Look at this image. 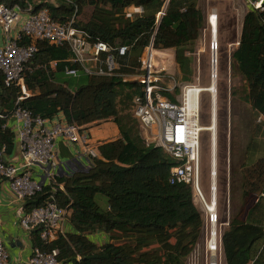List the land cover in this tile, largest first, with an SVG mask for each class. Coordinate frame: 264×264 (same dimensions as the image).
Returning <instances> with one entry per match:
<instances>
[{
    "label": "trees",
    "instance_id": "16d2710c",
    "mask_svg": "<svg viewBox=\"0 0 264 264\" xmlns=\"http://www.w3.org/2000/svg\"><path fill=\"white\" fill-rule=\"evenodd\" d=\"M0 3L20 7L31 4L35 10L49 9L50 17L61 24L73 21L86 32L90 45L104 43L109 47L100 53L102 61L111 56L116 63L109 74H88L85 67L72 61L67 45L37 43L25 80L31 96L21 102L22 107L34 117L60 118L82 130L113 122L119 138L99 143L98 156L90 159L87 170L58 176L63 189L54 191L51 185L45 186L25 200L27 211L54 200L71 212L64 235L46 243L36 228L30 232L32 246L58 250L60 264H187L203 237L202 213L194 203L191 186L171 182L176 161L161 147L144 141L131 113L132 101L142 95L143 85L129 78L144 74L140 59L144 50L153 46L156 50H175L182 83L193 81L192 55L206 27L199 0ZM130 7L141 8L142 13L127 17L125 11ZM27 43L25 39L21 44ZM123 47L127 49L122 54ZM232 67L245 79V100L255 120L264 119V1L261 8L251 5L244 17ZM102 68L107 70L105 64ZM68 70L76 71V75H69ZM79 75L83 80L74 84L71 77ZM178 93L176 87L167 95L175 101ZM21 95V89L14 86L0 91V155L5 160L16 152L15 133L7 123ZM258 148L253 137L241 166L240 182L243 206L251 203L244 213L231 217L223 232L226 264H264V156H258ZM97 233H104L106 240L94 241L91 237Z\"/></svg>",
    "mask_w": 264,
    "mask_h": 264
},
{
    "label": "built area",
    "instance_id": "2783aa9c",
    "mask_svg": "<svg viewBox=\"0 0 264 264\" xmlns=\"http://www.w3.org/2000/svg\"><path fill=\"white\" fill-rule=\"evenodd\" d=\"M262 3L263 0L253 5L261 8ZM125 13L131 18L135 14H141L142 9L130 7ZM0 29L4 39L0 46V73L3 78L0 91L14 86L20 88L22 93L16 101L12 118L7 123L15 133L16 152L8 160L0 155V182H7L12 195L25 203L27 198L34 196L45 186L51 185L54 191L57 187L63 189L57 181L60 176L58 169L62 165L58 140L68 146L79 144V158L91 159L98 156L97 147L90 143L89 131L82 130L77 124L66 123L60 118L48 120L34 117L28 109L22 107L21 102L31 96L25 80L30 69L28 63L36 53L37 43L47 41L57 47L67 45L73 53L72 61L85 67L88 74H109L116 68V63L111 56L105 61L100 59L101 52L110 50L106 44L90 45L85 31L74 26L73 21L61 24L53 20L47 8L35 10L31 4L20 7L0 3ZM25 39L29 43L21 44ZM212 46V50L216 52L218 46ZM126 49L121 48V53ZM157 52L161 51L153 46L147 47L140 59L144 74L129 78L143 85L142 95L135 96L132 101L131 113L140 125L146 144L161 147L176 161V165L171 169V182L191 186L194 199L197 198L200 202L211 228L207 247L215 252L221 243L216 229V194H213L211 200H207L201 190L203 127L200 123V104L203 93L198 92L197 88L200 87L187 84L182 87L180 96L175 97V101L171 100L167 93L175 90L177 81L167 75V63L157 57ZM90 63L93 65L88 66ZM103 64L107 66V70L102 68ZM67 73L76 75L74 70H68ZM168 77L172 78V81L167 82ZM262 118L260 117L259 121H262ZM215 133L211 135L213 147L217 139ZM70 215L69 209L60 207L51 200L46 205L29 211L22 207L19 218L23 228L29 232L40 228L41 239L51 243L65 234ZM225 225L228 226L229 222ZM212 246L215 249H212ZM58 255V250L45 251L40 247H33L27 264H60ZM8 259L7 249L0 238V264H9Z\"/></svg>",
    "mask_w": 264,
    "mask_h": 264
},
{
    "label": "rangeland",
    "instance_id": "374dc122",
    "mask_svg": "<svg viewBox=\"0 0 264 264\" xmlns=\"http://www.w3.org/2000/svg\"><path fill=\"white\" fill-rule=\"evenodd\" d=\"M261 0H199V7L202 10L206 27L202 30L197 43V50L192 55L194 77L191 83L183 84L182 74L176 63V52L172 50V61L164 60L167 63V75L176 79L180 96L184 85L197 86L202 89L208 88L216 81L215 93L204 92L201 96L200 123L203 128H209L212 125V100L213 95L216 99V130H203L201 138V190L207 200L213 198L216 194L217 200V233L221 243L215 252L207 247L211 228L207 222L205 213L202 210L198 199L194 203L202 213L204 220L203 237L196 246L195 250L187 259V264H226L223 248L222 236L224 230L228 227L225 223L229 222L236 213H244L249 203L243 206L242 193L240 190L241 166L244 162L247 147L253 137L259 145L258 156H264V119L255 120L250 105L246 102V82L241 73L232 67V53L238 47L241 37L242 25L249 7L260 3ZM264 1V0H263ZM211 16L218 18V45L216 52L212 50V45H217L212 37L209 19ZM212 18V17H211ZM146 50V49H145ZM169 50V49H168ZM157 55L161 56L160 52ZM216 56L217 64L214 70L213 58ZM93 63L88 64L92 66ZM215 78V79H213ZM74 84L83 80L82 76L71 77ZM167 82L172 81L168 77ZM107 123V122H102ZM101 123V124H102ZM100 124L94 125L89 130L96 129ZM215 133L216 145L212 146L211 135ZM92 134V133H91ZM90 143L95 144L93 137ZM261 152V153H260ZM90 163V158L87 157ZM213 160L215 163L213 165ZM58 169V173L66 174L69 170ZM216 165V166H215ZM215 167V170H214ZM215 171V175L213 174ZM216 176V177H215ZM216 190H213V188ZM214 192V193H213ZM103 198V197H102ZM101 200V196L98 197ZM242 207L244 210L241 212ZM225 225V226H224Z\"/></svg>",
    "mask_w": 264,
    "mask_h": 264
},
{
    "label": "crops",
    "instance_id": "0c3cea01",
    "mask_svg": "<svg viewBox=\"0 0 264 264\" xmlns=\"http://www.w3.org/2000/svg\"><path fill=\"white\" fill-rule=\"evenodd\" d=\"M3 41L0 29V46H2ZM158 51H161V56H168L170 59L168 60L173 64L171 56L174 53H172L171 49ZM55 120L58 119L56 118ZM89 133L90 137L94 139L95 147L101 142H108L119 138L118 127L113 122L102 123L95 130L89 131ZM57 146L60 159L62 164H64L63 168L65 167L66 170H69L66 174L87 170L90 167L87 158H79L77 156V151L81 150L79 144L68 146L63 141L58 140ZM60 175H63V173H60ZM22 207H24V203L18 201L12 195L9 191V184L5 181L0 182V238L7 249L9 264H27L33 252L30 232L20 224L19 213ZM91 238L97 243H102L106 240V235L104 233H97Z\"/></svg>",
    "mask_w": 264,
    "mask_h": 264
},
{
    "label": "bare ground",
    "instance_id": "6f19581e",
    "mask_svg": "<svg viewBox=\"0 0 264 264\" xmlns=\"http://www.w3.org/2000/svg\"><path fill=\"white\" fill-rule=\"evenodd\" d=\"M211 17L209 19V24L211 26L212 37H214V39H215L214 41L217 42L218 41V18L215 17V16H211ZM217 46H218V49H219L218 42H217ZM157 57L160 58V59H163V60H168L169 59L168 56H159V55H157ZM171 58H173V56H171ZM215 60H216V62H215ZM216 63H217V58H216V56H214V62H213L214 70L216 68ZM213 79H215V78H213ZM215 86H216V81L214 80L213 84L211 86H209L208 88H204V89L197 88V90H198V92H201V93L211 92V93L214 94L215 90H216ZM211 110H212V119H213L212 120V126H211V128H203V130H206V131H215L216 130L217 112H216L215 95H213L212 109ZM214 163H215V160H213V165H214ZM214 170H215V167H214ZM213 174L215 175V172H213ZM214 237H215V233L212 234V238H214ZM211 245H213V243H211ZM212 249H215L214 246H212Z\"/></svg>",
    "mask_w": 264,
    "mask_h": 264
},
{
    "label": "water",
    "instance_id": "95a60500",
    "mask_svg": "<svg viewBox=\"0 0 264 264\" xmlns=\"http://www.w3.org/2000/svg\"><path fill=\"white\" fill-rule=\"evenodd\" d=\"M0 86H1V79H0Z\"/></svg>",
    "mask_w": 264,
    "mask_h": 264
}]
</instances>
